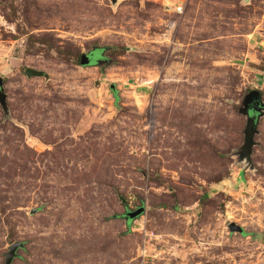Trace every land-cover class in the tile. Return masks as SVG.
<instances>
[{
	"label": "rangeland",
	"instance_id": "374dc122",
	"mask_svg": "<svg viewBox=\"0 0 264 264\" xmlns=\"http://www.w3.org/2000/svg\"><path fill=\"white\" fill-rule=\"evenodd\" d=\"M0 80V264H264V0H0Z\"/></svg>",
	"mask_w": 264,
	"mask_h": 264
},
{
	"label": "water",
	"instance_id": "95a60500",
	"mask_svg": "<svg viewBox=\"0 0 264 264\" xmlns=\"http://www.w3.org/2000/svg\"><path fill=\"white\" fill-rule=\"evenodd\" d=\"M115 1V0H111ZM91 53H81L80 59H79V64L80 65H85L89 63ZM23 74L26 77H31V76H43L45 75L43 71L34 69L31 67H25L23 69ZM1 84V80H0ZM113 85H110L112 88ZM2 93L0 92V102L2 103ZM254 102V105L250 104L251 102ZM264 107L263 103L260 100V93L256 90L250 91L247 93V95L244 97L243 105L239 109V112L243 115H245V127L243 129V142L239 151V155L241 157H246L248 155V148L251 145V133L253 131V125L255 121L257 120V116L261 114V109ZM123 201V199H121ZM143 211V206H137L133 210H125L123 213V218L130 220L134 217H136L138 214H140ZM227 229L230 232H242V228L233 223L229 222L227 224ZM23 246L22 241H12L8 246L6 251L3 253V263L2 264H10L11 260L15 257L16 255V250L21 248Z\"/></svg>",
	"mask_w": 264,
	"mask_h": 264
},
{
	"label": "built area",
	"instance_id": "2783aa9c",
	"mask_svg": "<svg viewBox=\"0 0 264 264\" xmlns=\"http://www.w3.org/2000/svg\"><path fill=\"white\" fill-rule=\"evenodd\" d=\"M172 7H173L174 12H176V13H180L181 10H182V5L181 4H175L174 5V3H173Z\"/></svg>",
	"mask_w": 264,
	"mask_h": 264
},
{
	"label": "flooded vegetation",
	"instance_id": "af4514ba",
	"mask_svg": "<svg viewBox=\"0 0 264 264\" xmlns=\"http://www.w3.org/2000/svg\"><path fill=\"white\" fill-rule=\"evenodd\" d=\"M89 61H90V59H89ZM250 104L254 105V102L252 101Z\"/></svg>",
	"mask_w": 264,
	"mask_h": 264
}]
</instances>
